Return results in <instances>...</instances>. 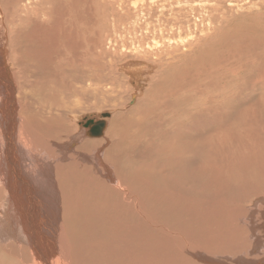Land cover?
Wrapping results in <instances>:
<instances>
[{
    "label": "bare ground",
    "instance_id": "obj_1",
    "mask_svg": "<svg viewBox=\"0 0 264 264\" xmlns=\"http://www.w3.org/2000/svg\"><path fill=\"white\" fill-rule=\"evenodd\" d=\"M138 1L144 2L129 0L136 5ZM226 1L239 0L215 2ZM149 2L169 10L161 20L163 28H153L152 39L171 38L176 54L167 53L165 61L160 49L149 50L152 45L146 42L140 51L131 49L139 54L131 53L132 59L119 64L103 58L101 30L123 23L122 16L129 20L128 12L116 14L110 7V23L95 0H0V264H221V258L206 259L182 243L184 237L194 239L199 222L194 206L200 185L196 160L203 151L209 159L216 156L211 140L217 135L235 145L231 124L242 128L244 109L264 106V41L251 51L230 55L238 58V66L228 61L232 76L217 80L203 62L201 69H193L192 58L186 67L180 40L193 35L185 30L190 28L187 6L191 10L192 4H203L200 10L209 15L210 10L225 9L207 8L209 0ZM145 6L138 13L146 12ZM251 6L258 8L256 16L263 14L259 10L264 0ZM215 16L210 19L213 30L225 35L226 19L222 13ZM144 54L159 59L148 67L144 58L151 57ZM119 74L136 85L127 98L129 105L142 89L139 80L153 84V103L135 112L115 100L120 110L107 121L110 114H98L97 103L109 98L102 91L114 93L102 88L109 85L114 91L118 85L111 78ZM89 117L93 121L86 120ZM253 120L243 127L264 130V121ZM105 122L109 127L104 131ZM259 134L241 135L235 156H230L229 146L223 170L213 173L216 167L209 168L205 186L231 187L233 207L250 197V190L259 189L264 178V139ZM242 138L255 141L248 144L251 140L245 143ZM165 207L168 215L188 221L187 227L176 228L169 216L163 221L161 214L147 212ZM237 210L230 211L233 217ZM221 231L213 229L219 237ZM224 233L233 235L235 228ZM184 251L192 259H186Z\"/></svg>",
    "mask_w": 264,
    "mask_h": 264
},
{
    "label": "rangeland",
    "instance_id": "obj_2",
    "mask_svg": "<svg viewBox=\"0 0 264 264\" xmlns=\"http://www.w3.org/2000/svg\"><path fill=\"white\" fill-rule=\"evenodd\" d=\"M87 1L89 2V1H93V0H87ZM95 1H96V3L98 2L97 4H99L103 8L104 13L106 15L105 19H107L108 22L110 20V23L112 20V16H110V9H111L110 7H113L115 9L116 14H122L123 12H128L130 15H132V16H130L131 18L129 20H125L124 19L125 16L120 17V20H122L123 23H118L115 26V28L112 27V23H111V26L108 28L109 30L106 28H103L101 30L102 31L101 37H103L102 40L104 41V46L102 48L103 58L107 62H110V61L116 62V60H117V62H120L119 64L128 62L129 60H127V59L129 57H130L129 59H132V57L129 56L131 53H133L135 55L139 54L137 52H134L131 49H137L138 48L137 50L140 51L142 49L141 48L142 43H146V42L151 43V45H152V48H150L149 50L160 49L159 50L160 57L163 58L164 60L166 57L165 61L168 60L167 53L176 54V51L173 49V45L176 44V42L171 40V38H165L162 40H153L152 39L153 32H154L153 28L159 29L160 26L163 28V24H162L161 20H162V18H164V16L169 15V10L167 11L166 6L160 7L156 4H154L155 5V7H154L153 4L151 5L149 0H144V2H143L144 4L142 2L138 1L137 5L134 3L132 4V2H129V0H100V1L95 0ZM116 1H117V3H116ZM215 1L216 0H209V3H206L207 8H210L212 6H219V8L221 7L222 10L225 9L224 13L221 12V10H219L220 12H218V10H217V12L210 10V12L213 14L209 15L206 13L207 11L205 9H203L204 12L200 10L199 6L203 5L200 3L192 4V6H193L192 9H194V10H192V9L189 10V7L187 6L185 13H186V16H188L187 18L190 20V25H189L190 28H188V29L186 28L185 30H187V33L191 32L193 35L187 36L180 41H181V45H183L182 46L183 48L181 51L183 53H181V55L183 54L182 56L187 61L186 67L188 66V68H189L191 66V62H192V58H193L194 59L193 69H201V67H199L201 65L199 62H203L205 67L209 68V71L211 70V74L214 77L216 75L215 78L217 80H220L221 78L222 79L227 78V77L230 78L232 76L230 73L232 71L231 68L233 67L234 64H237V66H238V61H237L238 58L236 57L234 59L232 57L233 55L236 56L235 55L236 53H240V52H242V50L244 51L245 48H246V51H248V50L251 51L250 49L253 45H257L258 42L261 44L262 41H264V28H263L264 27V12H262V11H264L263 10L264 8H262V10H259V12H262L263 14H261V16H256L254 13L257 12L256 9H258V8L256 6H251V5L254 3L255 4L259 3V0H239L238 1L239 3L238 2L232 3V2H228V1H226L224 3H217ZM117 4H118V6H117ZM130 4H132L133 6H131ZM142 5H146L145 8L143 7L146 12L138 13L139 12L138 10H140ZM248 7H251V10H249L250 12L246 13V10ZM163 8H165V10ZM134 10H136V11H134ZM188 11H189V13H188ZM132 13H137V15H133ZM221 13H222V16L226 19V21L224 22V23H226L225 35H222L219 31L213 30L212 24L210 23V19L212 16L216 15L215 17L218 18V17H220ZM145 14H147V15H145ZM108 17H109V19H108ZM260 21H262V22H260ZM227 22H228V24H227ZM183 26L186 27V25H183ZM164 28L170 29L171 27L167 26ZM104 31H105V33H103ZM171 32H174V30L173 31L171 30ZM215 33H217V34H215ZM251 33H253V34H251ZM105 39H106V41H105ZM139 41H141L140 44H139ZM134 42L136 43V46H135ZM187 43H189L188 44L189 48H187V47L185 48ZM154 44H156V45H154ZM171 44H173V45H171ZM139 45H140V47H139ZM189 45H191V46H189ZM234 45H235V47H233ZM222 48H224V49H222ZM161 51H162V53H161ZM165 51H167V52H165ZM115 52H116V54H115ZM230 55H232V56L230 57ZM138 56L142 57L140 55H138ZM147 56L148 55L144 54V57H147ZM144 57H142V58H144ZM148 57H151V55ZM227 57H229V58H227ZM156 59H159V58H156V57H151L150 59L144 58L145 63H146V64L144 63V65L149 67L150 65H147V64H152V61H156ZM213 59L218 60V62L219 61L220 62L215 63V61ZM148 60H149V62H147ZM182 61H183V59L181 57L180 62H182ZM228 61L231 62L232 64L233 63L234 64L233 65L229 64ZM221 63H222V65H221ZM225 64H227V66ZM153 65H156V64H153ZM225 66H226V68H225ZM210 67H212V68L210 69ZM215 67H217V68H215ZM159 68H161V67H159ZM224 68H225V70H224ZM219 69H222V70L220 71ZM235 70H236V68H235ZM214 71H216V72H214ZM225 72H227V73H225ZM219 73H222V74H219ZM221 75H223V76H221ZM119 76H120V74H119ZM120 77L119 78L115 77V79L111 78V82H114L115 87L118 85L116 88H114V91L112 90V88L109 85L102 88V90L108 89V90H110L111 93H113V92L114 93L110 94L108 92L109 93L108 94L107 92L102 91L109 98L104 97V99L102 101H99L97 103V105L100 107V110H99L100 113L98 112V114H101V113L107 114V115L110 114L107 121H110L111 118L114 117L115 112L120 110V107L118 106L119 104L124 109L134 108L137 110L135 112H140L148 106L151 107L152 103H153L154 92H155V89L153 87L151 88V86H153V84H151V81L149 83L148 82L144 83L143 80L142 81L139 80L138 83L140 84L142 89L140 92L138 91V95L135 98L136 101L134 100L135 101L134 104L129 105L128 102L130 100L127 98H129V94L131 92H133L136 85L134 84V82L131 83L128 80V78L126 79V76H124L123 74H121ZM116 78L118 80H116ZM157 80H158V78L155 77V80H154L155 86L157 85V83H159ZM116 81H118V82H116ZM146 84H149V85H146ZM129 86H130V88H129ZM137 86H139V85H137ZM144 92L146 95L144 94ZM257 93H259V92H257ZM110 98H111V100H110ZM150 98L152 99V101ZM118 99H120L121 101H118ZM115 100H116V103H118V105L113 103ZM126 103H128V104L125 106ZM140 105H143V107H141ZM257 105H260V104H257ZM260 106H262V105H260ZM263 107L255 108L253 106H250L247 109H244L246 111L244 113V115H245L244 122H246V123L243 122V124L241 126L242 128L238 127L237 124H239V123L231 124L230 130H234L236 132V136L232 140L233 141L232 144L235 143V145H231L230 139L221 142L220 141L221 137L219 135H217V136L213 137L211 140L213 145H214V151H215L216 156L213 159H209L207 157V154L205 153V151H203L201 154H199V156L197 157V160H196V165L198 167V169H197L198 181H199L200 185H199V187H196L195 197L197 196V204H195L194 206H195V210H197L199 213V222L197 225V230L195 232L194 239H188V238L184 237L182 243L185 244L186 246H188L185 249H188V251L190 250V252H193V253H195L194 251H196L198 254H201L202 256H204L206 259L211 258V259L219 260V258H221L220 261H217V263L224 264L225 263L224 260H228V262L230 264L231 263L232 264H234V263L238 264L237 263L238 261L242 262L244 260L245 261L248 260L249 262L247 261L246 264H251V263L253 264L254 262H255V264H257L258 261L264 259V236H263L264 235V218H263L264 217V194H261L259 192V191H262L264 189V178H263L262 182L260 183L259 189L255 188V189L250 190L252 192H248L249 195H251L250 197L248 196V194H244V192H247V191H242L241 193H243L244 198L247 196L248 197L245 198V200H243V202H240V203L237 202V203H239V206H234V207H233V203L231 202V192L229 191V189H232L231 187L226 189V187H222L221 185H217L216 187L214 186L212 188L205 186L206 179L208 178V176L211 173V169H209V168H211L213 166L216 167V169L212 170V172L214 171L213 173H215L218 170H223L224 167L227 165L226 163H227L228 155H229L227 152L229 150V146L231 147L230 151L232 152V153L230 152V156L234 155V151H238L240 149L241 146H236V145L239 143V139L241 138L240 137L241 135H243V134L246 135V133L250 134V133H256L257 132V133H260L259 136L263 137V139H264V130L261 127L259 129L257 128L256 125L255 126L251 125L250 127H248V129H247V126L243 127L245 124H248L250 121H255L253 119H257V120L261 119L263 122L264 121V108ZM122 108H121V110H122ZM256 117H259L260 119L256 118ZM99 119L97 121H100ZM86 120L93 121V119H91V117L86 118ZM105 123H107V124H105L104 131L107 130V128L109 127V123L108 122H105ZM237 127L239 129H236ZM263 128H264V124H263ZM214 129L215 128H213V130ZM240 129H241V131H240ZM250 129H251V131H250ZM252 130H253V132H252ZM104 131H103V133H104ZM244 132H246V133H244ZM237 133H238V135H237ZM242 139H241V141H243V142H245L247 140H251V142L249 141V143L245 142L248 144H251L252 142L255 141V140H253L254 138H250V139L242 138ZM202 144H204V143H201L200 146H202ZM234 146H236L235 149H233ZM133 170L131 171V176H132L131 180L132 181L135 180V176H136L133 173ZM212 178H213V176H212ZM133 188H134V186H133ZM205 194H206V196H205ZM205 200H206V202H205ZM211 200H212V202H211ZM215 200L216 201L218 200L217 202L218 203L220 202V203L218 204L217 202L216 203L213 202ZM184 204H188V203L184 202ZM237 207L240 209V211L235 217H233L230 211L233 210L234 212H237L238 211ZM147 212L148 213H155L156 217H158L161 214L160 218H162L163 221L166 219V217L169 216L170 217L169 223L172 226H175L176 228L179 227L181 229H185L188 225V221H185L184 219L178 220V218L175 215H168L169 210L167 207H165L161 210H158L156 208H148ZM220 212H221V214H220ZM253 214H254V216H253ZM171 216H173V217H171ZM214 227H215V229H217L218 227L223 229V231H221V234H223L222 237L217 236V234L215 232L213 233ZM227 228H235V233L233 235H230L228 233H224V231ZM255 228H256V230H255ZM209 229L211 230V233L208 232ZM255 231H256V233H255ZM211 234H213L214 237ZM215 236H217V237H215ZM184 240H186V241H184ZM134 241H136V240H134ZM152 245L155 248V245L154 244H152ZM255 248H257V249H255ZM164 249H166V245L164 246ZM155 250L158 253V249L156 248ZM131 251H133V250H131ZM188 251L187 252L184 251L183 255H185L186 259H188V258L192 259V254L188 253ZM250 251H252V252H250ZM248 252H249V254H248ZM250 253L251 254L254 253V254L251 255ZM168 254H171V253H167V255ZM180 257L181 256H177L174 258L180 259ZM249 257L251 259H253V261H251V259ZM243 258H245V259H243ZM233 260H235V261H233ZM176 264H184V263L181 262V263H176ZM195 264H201V263L197 262Z\"/></svg>",
    "mask_w": 264,
    "mask_h": 264
},
{
    "label": "water",
    "instance_id": "obj_3",
    "mask_svg": "<svg viewBox=\"0 0 264 264\" xmlns=\"http://www.w3.org/2000/svg\"><path fill=\"white\" fill-rule=\"evenodd\" d=\"M102 116H103V118L108 117L107 114H103ZM100 125H101V127H103V124H100Z\"/></svg>",
    "mask_w": 264,
    "mask_h": 264
}]
</instances>
